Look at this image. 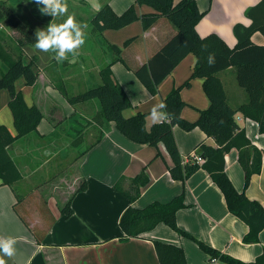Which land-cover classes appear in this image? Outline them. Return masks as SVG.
<instances>
[{"label": "crops", "instance_id": "0c3cea01", "mask_svg": "<svg viewBox=\"0 0 264 264\" xmlns=\"http://www.w3.org/2000/svg\"><path fill=\"white\" fill-rule=\"evenodd\" d=\"M3 1L7 3L9 13L11 12L16 18H23L17 15L18 9L24 11L27 8L33 13L31 17L34 19L44 18L49 22L53 20L51 16L41 15L32 0ZM103 1L106 0H98L99 4ZM195 1L198 9L204 11L195 25L197 33L200 36L216 33L229 47H234L237 42L233 33L234 24L248 25L250 20L245 16V10L260 0ZM67 3L68 5H84L85 12L83 11L82 15L76 12L83 18L85 16L90 18L98 10L95 7L97 0H67ZM109 4L116 13H121L130 4H134V0H109ZM134 6L137 15L155 11L147 4H134ZM68 13L70 14L69 11ZM61 18L63 22L67 17ZM7 24L4 19L0 20V30L9 35V41H11L10 37L16 40L11 35L14 32L13 29ZM29 27L32 30V26ZM108 30L110 29L103 31V39L120 45L121 56L128 66V72L133 75L138 66L145 63L177 32L175 25L164 16L158 17L147 29H142L138 19L119 29H113V32H110L113 40L107 37ZM124 35L128 36L127 39H132L127 45L121 47L123 43L119 44L120 41H116L115 38ZM251 40L258 45H264V36L258 31L252 34ZM15 43L12 41L11 44ZM136 43L139 46L135 54L131 56L134 62L132 65L125 56V48ZM84 45L79 50L76 65V70H81L83 80L87 78L90 71L85 68L87 65L95 66L98 70L95 62L106 61L103 59L101 50L93 49V46V54H91L89 47ZM25 48L30 53H26ZM21 50L25 63L32 57L33 68L37 71L38 77L33 85H26L23 79L19 78L15 86L21 90L28 105L35 104L41 109L42 118L37 125V132L18 138L8 147L21 178L30 177L36 181L33 187L25 192L22 199H18L16 188L13 190L9 185L0 184V238L13 237L17 241L15 255L12 258L5 256L8 261L15 264H159L153 244V241L157 240L180 246L184 251L187 264H219L218 259L215 263L210 262L209 255L201 252L192 240L177 234L162 222L142 233L141 237H130L125 241L118 239L121 234L119 219L129 206V200L115 190L113 185L118 183L123 190L127 189L130 180L143 168L149 182L140 187V195L132 203L133 206L142 207L152 201L166 202L184 191L186 207L176 212V223L181 229L218 251L243 261L254 260L264 250V228L259 233L258 242L244 243L242 236L247 232L248 226L228 211L220 188L204 169L196 170L184 182L171 177L168 167L172 165V161L161 142L157 144V147L136 143L124 136L116 128L115 123L110 121L107 129H103L94 122L87 126L83 125L82 142L77 146L71 145L70 140L73 129L77 126V120L82 124L90 120L100 109V104L90 117L81 113L76 109V104H69L54 86V79H56L54 69L59 70L57 74L59 72L61 74L64 62H57L52 66L53 54L36 50L34 44L25 45L21 47ZM89 56L93 57L94 63L87 62L86 58ZM195 59L193 53L183 57L161 81L154 94L146 88H141L133 78L127 79L125 73L115 68L119 62L113 63L111 65L113 75L130 100L131 93L127 89L126 80L134 85L137 98L141 97L135 100L144 104L132 110L126 109L124 114L129 116L137 111L147 112L145 124L147 128H150L154 123L150 116L151 108L161 103L162 98L173 87L183 84L191 74ZM115 70L119 72L118 76L115 75ZM76 74L75 77H78L77 71ZM61 76L63 78V75ZM217 76L225 90L229 105L237 107L246 103L247 93L237 82L235 67L230 66L218 72ZM89 81L86 79L85 82ZM202 82V78L194 77L190 80L189 86L180 89V97L186 103L181 110V115L190 121L197 119L198 109H205L210 104L203 91ZM8 100L7 90L1 89L0 124L5 125L11 134H15L13 119L7 105ZM91 101L96 102L95 99ZM55 107L61 110V115L57 118L54 117V112L50 113ZM76 115L80 117L77 118ZM236 119L239 125L245 128L251 142L263 151L261 171L253 174L249 185L244 188V172L237 160V151L232 148L224 156L225 172L238 191L244 190L249 199L257 200L264 208V134L259 132L255 121L245 119L240 112H237ZM101 131L103 134L97 140L94 136L99 135ZM86 132L89 133L86 137L87 142L84 138ZM173 133L179 152L184 159L193 153L197 154L196 144L201 141L215 144L213 138L207 137L199 127L185 131L180 130L179 126H174ZM67 136L69 138H66ZM157 151L160 157H156ZM56 155H59L60 159L67 157L68 166L64 169L66 176L67 172L71 171L68 175L70 181L67 183L68 188L60 192L62 196L59 202L49 192L46 199L42 197L38 185L45 183L48 175L46 173L37 175ZM81 184L84 187L79 190ZM34 195H38L39 200L34 202L32 215H27L24 211L28 212L26 209L28 206L24 207L23 202L27 203ZM69 199H71L72 213L67 216L62 214L60 209Z\"/></svg>", "mask_w": 264, "mask_h": 264}, {"label": "trees", "instance_id": "16d2710c", "mask_svg": "<svg viewBox=\"0 0 264 264\" xmlns=\"http://www.w3.org/2000/svg\"><path fill=\"white\" fill-rule=\"evenodd\" d=\"M21 1V0H17ZM134 4H147L155 11L137 15ZM121 13H116L109 4V0L101 3L102 7L95 11L90 18L89 31L96 37H102L106 29H119L135 20H140L142 29H147L160 17H166L177 29L159 50H157L145 63L134 70V74L146 89L154 94L161 81L188 53L196 57L190 76L180 86L173 87L163 98L167 105V112L173 118L153 123L146 127L147 112L137 111L126 116L124 111L132 103L112 74L111 65L115 62H124L121 48L115 43L103 39L101 47L104 51L113 53L109 62L100 68V83L84 89L83 91L63 96L71 105L80 102L98 99L100 109L90 120L83 124L77 120L73 129L70 144L77 146L83 139V127L94 122L103 129L108 128V122L113 121L116 128L130 140L139 144L157 146L162 143L169 154L172 165L168 167L173 179L184 182L196 170L202 168L211 180L220 188L228 211L246 223L247 232L242 236L244 243L259 241V233L264 228V208L253 199H249L244 190L238 191L225 172L224 156L232 148L237 151V160L244 172V188L249 185L251 176L261 171L263 151L256 147L247 137L245 128L240 126L236 119L240 112L245 119H251L258 125L260 133L264 134V45H258L251 40L254 32L264 36V0L249 6L245 16L250 23L244 25L236 23L233 33L237 39L234 47H229L216 33L200 36L195 28L204 11H200L195 0H134ZM9 13L6 1L0 0V20H5L10 28L17 30L19 37L11 38L0 30V90L6 89L9 94L8 108L11 112L15 134H11L5 125L0 124V184L9 185L13 190L21 179V174L8 151V147L18 138L31 132H37V125L42 118L41 109L33 104L28 105L21 90L17 89L15 82L22 78L24 84L33 85L38 77L33 68V59L23 61L21 47L35 43V32L28 25H24L19 18ZM132 38L123 42L127 45ZM16 42L15 44H11ZM209 54H213L215 62L208 63ZM127 66V65H126ZM233 66L236 68V79L240 87L247 93V101L240 106L232 107L226 101L225 90L217 73ZM128 67V66H127ZM194 77L203 79L202 87L210 104L205 109H198V117L194 121L185 119L181 110L186 103L180 97V89L190 85ZM54 117L61 115L58 107L52 108L50 113ZM57 121H59L57 119ZM84 125V126H83ZM179 126L185 130L199 127L207 137L213 138L215 144L211 145L201 141L197 144V154L201 161L193 160L190 155L186 159L180 154L173 137V127ZM103 132L97 136L100 139ZM96 140V141H97ZM88 149V147L86 148ZM160 153L156 152V156ZM149 178L145 168L130 180L127 189L119 184L113 187L129 200V206L123 211L119 219L121 234L120 241L130 237H141L142 233L153 229L162 222L178 233L193 239L210 258L218 259L221 264H264V250L252 261H243L226 253L218 251L209 244L181 229L176 223L177 210L186 207L184 191L166 202L152 201L145 206L136 207L132 203L140 195V187L145 186ZM81 184L78 188L82 189ZM18 199H21L20 197ZM60 212L65 215L72 213L71 199H69ZM159 264H187L183 249L174 244L153 241ZM6 264H15L8 261Z\"/></svg>", "mask_w": 264, "mask_h": 264}, {"label": "rangeland", "instance_id": "374dc122", "mask_svg": "<svg viewBox=\"0 0 264 264\" xmlns=\"http://www.w3.org/2000/svg\"><path fill=\"white\" fill-rule=\"evenodd\" d=\"M29 7L33 8V6H29ZM84 9H85L84 5H82V4H80L78 6L77 5H70V4L68 5V11L70 12V14H73L78 22H80V23H82V24L87 26L84 29V31L86 33V42H85V44L89 47L88 50H91L90 51L91 54H93V49L94 48H96L98 50H101V54L104 56L103 59H106V61H104V63H103V60H100V62H97V61L95 62L97 64V67H98V70H99V68L102 67V64L106 65L108 63V60H110L113 57V53H110L109 51H104L103 48L101 47L102 38L98 39L96 36H94L93 34L90 33L89 28H90V18L91 17L89 18V17L85 16V18H83V16H80V15L77 14V13H79V14L82 15V12L84 11ZM16 13L20 17L21 16L23 17V18H20V20H21V22L24 25H28V26L31 25L32 26V30L34 32L38 28H40V29L46 28L48 26V24L52 21V20H50V22H49V20H45L44 18L43 19L42 18L34 19L33 17H31V14H33V13L29 12V9H27V8L24 11H22V9H18L16 11ZM78 16H79V18H78ZM53 22L57 23V24L62 23V18L61 17H56V18H54ZM13 31L14 32L11 33V35L14 38H18L19 37V33L17 32V30H13ZM110 32H113V29L108 30L106 35H107V37L109 39L113 40V36L110 35ZM114 32H121V31H114ZM120 37H117L115 39H116V41H120L119 44H122L123 41L125 39H127L128 36L124 35V36H120ZM87 46H85V47H87ZM122 46H123V44L121 45V47ZM138 46H139L138 43H136L134 45L132 44L131 46L125 48V56L128 58V62L130 64H132V65L134 64V62L132 61L131 56L133 54H135L136 49H137ZM92 47H93V49H92ZM99 48H101V49H99ZM25 49H26L25 50L26 53H30V52H28L27 48H25ZM77 57L78 56H75V57H71L70 56L69 60L64 61V64L62 66L63 69H61V72H62L61 74H60V72H59V74H57V72L59 70L57 71L56 69H54V71H55L54 73L56 74V76H55L56 79H54V86L57 88V90L61 94L63 93V91H66L68 94L77 93V92L83 91L84 89H86L88 87L96 85L97 83L100 82V77L98 75L99 71L97 70V68L95 66H91L90 67L88 65L85 68L90 70V71L87 74V78L86 79H89L90 81L89 82H85L86 81L85 78L83 80V78L81 77V70H79V69L76 70V65H77V60H78ZM51 60H52L51 61L52 66L54 64H57V61L55 59H51ZM86 60L90 64L94 63V61H93L94 59H93L92 56L87 57ZM115 68L120 69L121 73H125L126 74L125 77L127 79L133 78L137 82V84H139L141 86V88H143V89L146 88L139 81V79L136 77L135 74L133 75V74H130L128 72L129 69H128L127 66L124 65V63L119 62V64H117ZM76 71L78 73V77H75V76H77ZM118 73L119 72L115 70V75L116 76H118ZM112 74H113V66H112ZM61 75H63V78H61L62 77ZM95 79H97V80H95ZM125 83L127 85V89L129 90V93H131V100L133 101V102H131L132 105L128 109L132 110V109H135L136 106L137 107L144 106V104H141L140 102L135 100V99H141V97L139 96L137 98V92H136V90L134 88V85L132 83H130V81H128V80H126ZM95 101H96L95 103L93 101H91V100L77 103L76 104V109L80 110V112L83 113L84 115H87V117H90L93 114V112L95 111V108L99 107L98 100L95 99ZM76 116H77V118L80 117L79 115H76ZM87 129H91V127L90 128L87 127ZM179 129L180 130H185V129L181 128V127H179ZM185 131H189V130H185ZM87 135L89 136L88 132H86L85 136H84L86 142H87V138H86ZM97 136H98V134L95 135L94 137H97ZM173 137H174V140H175L174 133H173ZM66 138H69V136H67ZM66 138L62 137V139H64V140ZM175 142H176V140H175ZM151 146H153V145H151ZM153 147H157V146H153ZM160 156L161 155L159 154L156 157H160ZM67 166H68L67 157L65 159H60L59 155H56L52 159H50V161L48 162V164H47L45 169L40 170L38 172V174H37L38 176H40L42 174H45V173L48 175L45 178L46 182L45 183H40L38 185L40 193H41V195H42V197L44 199H46L48 197V195L51 193L52 196L54 197V199L59 202L60 197L62 196V194L60 192L67 190V188H68L67 183L70 182L68 175H69V173H71V171L67 172V176L68 177L66 176V172L64 171V169H67ZM30 179H31L30 177H25L24 179L21 178L19 180V182H17L16 185H15L17 195L21 199H22V197L25 196V194H26L25 192L30 190L31 187H33V183L34 184L36 183L35 179H33V180L32 179L30 180ZM48 192H49V194H47ZM37 199L39 200V196L38 195H34L27 203L23 202L24 203V207L28 206V208L26 207L28 212L24 211V213H27V215H32V210H33V207L35 205L34 202L38 201ZM37 203H39V202H37ZM171 230H173V229H171ZM173 231L176 232L177 234L181 235V236H184V235L178 233L175 230H173ZM184 237H186V236H184ZM189 239L192 240L197 245L198 249L201 252L205 253L199 247V245L196 243V241H194L191 238H189ZM219 264H221V263H219Z\"/></svg>", "mask_w": 264, "mask_h": 264}, {"label": "clouds", "instance_id": "9594fccd", "mask_svg": "<svg viewBox=\"0 0 264 264\" xmlns=\"http://www.w3.org/2000/svg\"><path fill=\"white\" fill-rule=\"evenodd\" d=\"M41 15L67 17L62 23H54L53 20L46 28L36 29L34 48L41 52L53 54V59L58 63L75 57L86 42V25L78 22L73 14L68 13L67 0H32ZM97 9L102 7L98 0ZM208 63L211 66L215 62L213 54H209ZM167 105L163 102L153 105L150 116L154 123H161L173 118V114L167 112ZM17 241L13 237L0 238V264H6L3 257L12 258L15 255Z\"/></svg>", "mask_w": 264, "mask_h": 264}, {"label": "built area", "instance_id": "2783aa9c", "mask_svg": "<svg viewBox=\"0 0 264 264\" xmlns=\"http://www.w3.org/2000/svg\"><path fill=\"white\" fill-rule=\"evenodd\" d=\"M190 157L193 160H197V161H201L202 160L201 157L198 154H196V153L191 154ZM210 262L215 263L216 262V258H210Z\"/></svg>", "mask_w": 264, "mask_h": 264}]
</instances>
